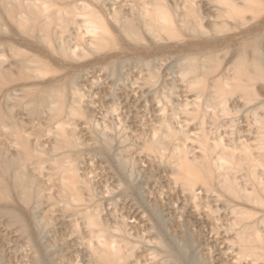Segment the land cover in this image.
I'll use <instances>...</instances> for the list:
<instances>
[{"label": "bare ground", "instance_id": "1", "mask_svg": "<svg viewBox=\"0 0 264 264\" xmlns=\"http://www.w3.org/2000/svg\"><path fill=\"white\" fill-rule=\"evenodd\" d=\"M247 2L0 0V218L16 221L10 232L17 242L10 250L15 264H204L209 260L202 249L193 251L197 234L192 235L193 229L190 234L177 224L181 236L180 232L176 233L180 238L174 236L158 203L144 197L125 126L109 123L108 117L100 121L93 114L90 73L104 70L112 83L123 80L124 85L122 72L128 67L135 74L123 87L133 93V84L139 83V88L146 87L141 94L155 99L159 91L165 99L157 106L156 122L148 119V132L136 135L137 148L150 163L156 161L169 171L185 202L197 205L202 198L212 224L219 211L211 203L226 211L225 231L231 233L228 241L235 263L264 264V126L260 123L264 100L246 109L252 117L246 122L248 133L239 128L236 118L219 117L228 114L225 86L234 81L248 85L264 71L257 29L243 31L237 38L211 34L231 27L230 20L242 19ZM171 28L186 36L170 42L165 35ZM107 42L114 44L110 51L102 49ZM224 49L232 52L224 63L209 64ZM85 54L91 56L83 59ZM170 59L173 62L167 64ZM162 74H170L163 85ZM176 81L183 92L193 91L194 98L174 97ZM158 82L162 86L155 88ZM114 88L110 93L116 97ZM113 105L108 110L115 112ZM185 113L195 114L199 131L188 133V124L179 118ZM208 118L214 132L213 127L210 131L203 127ZM251 138L259 142L252 144L258 151L252 150ZM187 139L197 144L189 147ZM89 155L109 164L117 185L95 183L86 170ZM121 200L147 209L152 226L142 231H147L146 236L152 232L153 240L118 213ZM212 229L214 233L217 226ZM4 256L0 254V264Z\"/></svg>", "mask_w": 264, "mask_h": 264}, {"label": "rangeland", "instance_id": "2", "mask_svg": "<svg viewBox=\"0 0 264 264\" xmlns=\"http://www.w3.org/2000/svg\"><path fill=\"white\" fill-rule=\"evenodd\" d=\"M121 1V0H120ZM123 1V0H122ZM248 2L246 3L247 6L244 8V12H243V15H242V19L240 20H230V23H231V27H225V28H218L214 31H211V34L213 35H218V36H233L235 38H237L238 36H241L242 35V32L243 31H246L248 29H252L253 31H255V35H256V38H257V44H258V49L259 51L261 50V54H262V60L264 62V0H247ZM261 24V25H260ZM263 24V25H262ZM262 26V27H261ZM261 27V28H260ZM173 29L172 31L168 30L170 33L166 34L165 37H169V41L170 42H175L178 40H180V38H183L186 36V34L184 33V31H180V30H177L176 28H171ZM259 30V31H258ZM262 30V31H261ZM183 32V34H182ZM241 35H240V34ZM257 33L259 35H257ZM210 34V35H211ZM239 34V35H238ZM183 36V37H182ZM103 50H106L109 51L112 50L111 48L114 47V44L112 42H107L106 43H103ZM110 47V48H109ZM245 48V52L246 53H249L251 54V48L249 47H244ZM223 50V49H222ZM222 50H218L217 51V55H218V59L219 60V55H222L220 56L222 62H218L217 60H213L212 63L210 62V60L208 61L209 64L213 65V67L215 66H218L219 64L221 63H224V60L225 58L227 59L228 56L230 54H232L231 50H228L225 51L227 52H224ZM219 51H222V52H219ZM225 55H224V53ZM230 52V53H229ZM251 52V53H250ZM229 54V55H228ZM86 56L83 58V59H87L89 58V54H85ZM88 56V57H87ZM223 57V58H222ZM170 62H173L172 59H170V61L167 60V64L170 63ZM164 66V65H163ZM241 67V65H239ZM131 69V70H130ZM124 68L123 72H122V78L124 79V81H127L124 83V85H126V83H129L130 79L133 78V74H135V70L132 68ZM237 69V68H236ZM235 69V70H236ZM127 70V71H126ZM130 70V71H129ZM104 71V70H103ZM102 70H97V71H93L92 73H90L89 75V79L90 81H94V84L91 88L92 92H94V94H92V100H93V106H94V111H93V114L95 116V118L97 117V119H99L101 121V118L100 117H103V119L106 118V120L109 122V123H113L112 120L114 122H117L116 124L113 123V125L117 126V127H120V126H125L124 130L127 134V137H128V140L132 145L134 152L132 151V155L134 156V158H136V162L138 163L137 164V167L140 168V173L142 174L143 172V175H139L138 177H136V182H138V184H140L141 186H144L142 188V191H143V195L146 199H150V200H154L158 203V206L159 208L161 209V211H164L162 214L163 216L166 218H168L169 222H168V226H170V232L172 231V233L174 234V236H177L179 237V234L178 232L181 231L182 228H185L186 230H188V232L190 233V231H192V235L194 233H197L196 235H193L194 236V242H193V251H196L198 252L200 249V253L202 251V254L204 253L205 257L209 260H207L204 264H237L235 263L236 259L233 257L234 255V251H233V248L231 247V245L229 244V241L228 239L230 238L231 236V233L230 232H226L225 231V225L227 224L228 220H227V214H226V211L225 210H222L223 208H221V210L219 209L221 206L217 203H211L210 204V207L212 205L211 208H216L218 207L217 211V216H218V220L215 222L214 221V224L213 223V220L210 219V216L207 210V207L204 206V201H202V198L200 197V202L198 201V204L195 205L191 202H185L184 201V198H183V195L182 193L180 192V188L178 184H176L174 186L173 183H171L170 181V173L168 170L162 168L160 166L162 165H159L156 163V161H152L151 160V163H153L151 165L150 163V159H147L148 157H146L145 159V156L143 155L144 152L140 150V148H137L139 146L138 143H140L139 139H138V136H136L137 134H140L143 133V130L144 133H147L148 132V127L149 126V123L150 122H156L155 118H157V114L160 112L157 108V106H161L162 105V102L164 103V98L162 96L163 93H160L159 91L157 92L156 96L157 98L154 99V96H151V94H141V90L145 88V92H146V87H142L139 88L140 85H137L139 83H136L135 86L133 84V87L131 89H134L136 90V92L132 93L130 92L131 90H129L130 88H128L127 86L123 87L124 85H122L123 83V80H120V81H115V83H112L111 82V78L107 75V73L105 74ZM165 71V70H163ZM124 72L126 73V75L124 74ZM128 72V73H127ZM236 71L233 70V77L237 76L235 73ZM95 74V76H94ZM101 74V75H99ZM124 74V75H123ZM94 77H93V76ZM128 75V76H127ZM131 75V76H130ZM165 74H162L161 76L163 77ZM170 74H168L167 76L165 75L163 78L161 77L159 81L162 85L163 83H165L166 81H168L169 79V76ZM97 76V78H96ZM124 76L126 78H124ZM129 77V81L127 80V78ZM94 78V79H92ZM238 78V77H237ZM126 79V80H125ZM110 80V82L108 83V81ZM166 80V81H165ZM235 80V79H234ZM164 81V82H162ZM86 82L88 81H82V83L86 84ZM122 82V83H120ZM157 83L155 85V88L156 87H161L162 85L160 83ZM180 81H176V88H175V93H174V97L177 98L176 94H179L178 97L180 98H177L178 100H181L182 98L184 99H187V100H190V99H193L194 98V92L193 91H185L183 92L182 89L183 87L181 86V82L179 83ZM252 82V83H251ZM251 82H249L248 85H246V82L244 84L241 83V85H234L235 81L233 84L231 85H227L225 86L227 91L224 93L225 95H227L228 97V100H227V106H228V114H225V115H220L219 117L221 119H231V118H236V121H238V125H239V128L240 129H245L246 133H248V130H249V126L246 122H248L250 120V118L252 117H249V111H247L246 109L252 107V105H256V103L261 100L263 101L264 100V71L262 72L261 75H258L256 76ZM119 83V84H118ZM84 84V85H85ZM88 84V83H87ZM90 85V84H88ZM101 84V85H100ZM104 84V85H103ZM108 84H110L109 86L112 88V89H108ZM115 84V85H114ZM159 84L161 86H159ZM180 84V85H179ZM179 85V86H178ZM118 86V87H117ZM132 86V85H131ZM142 86V85H141ZM179 88H178V87ZM219 86V85H217ZM113 87L114 88V92L117 96H112L113 94H111V90L113 91ZM120 87V88H119ZM128 89H127V88ZM122 88V90H121ZM137 88V89H136ZM124 89V90H123ZM109 91V94L107 93V91ZM129 90V91H128ZM104 91V92H103ZM111 92V93H110ZM140 92V93H139ZM96 93V94H95ZM130 93V94H129ZM107 94V95H105ZM114 94V95H115ZM124 94V95H123ZM142 95V98L141 96L139 97V95ZM94 95V97H93ZM104 95V96H103ZM121 95V97H120ZM262 95V96H261ZM123 96V97H122ZM150 96V97H149ZM205 95L202 96V98H204ZM113 97V98H112ZM118 97V98H117ZM146 97V98H145ZM163 98V99H162ZM126 99V100H125ZM159 99V102L157 103ZM263 99V100H262ZM156 100V101H155ZM124 101V102H122ZM145 101V102H144ZM152 101V102H151ZM260 101V102H261ZM114 102V103H112ZM119 105H118V104ZM157 103V104H156ZM257 103V104H258ZM114 104V105H113ZM110 105H113L115 106V112L114 110L113 111H109L108 108ZM129 105V106H128ZM135 105V106H134ZM118 106V107H117ZM96 107V108H95ZM156 107V108H155ZM110 109V108H109ZM157 109V111H156ZM96 110V111H95ZM105 110V111H104ZM111 110V109H110ZM146 110V112H145ZM264 111V109H261ZM109 111V112H108ZM149 111V112H148ZM97 112V113H96ZM113 112V114H112ZM157 112V114H156ZM230 112V113H229ZM105 113V114H104ZM109 113V114H108ZM148 113V114H147ZM98 116H97V115ZM111 114V115H110ZM117 114V115H116ZM103 115V116H101ZM106 115V117L104 116ZM116 115V117H115ZM113 116V117H112ZM152 116V117H151ZM155 116V118H154ZM108 117V118H107ZM112 117V118H111ZM116 119H115V118ZM122 117V118H121ZM149 117V118H148ZM141 118V119H140ZM153 118H154V121H153ZM179 118L180 120H184L187 125V129H189V132L188 133H193V132H197L198 130V124H197V119L195 118V114L191 115V114H188V113H185V114H182V115H179ZM115 119V120H114ZM148 119L150 122H148ZM244 120L243 123H239L240 120ZM117 120V121H116ZM106 121V122H107ZM262 122L261 125L264 126V118L261 119ZM126 122V123H125ZM143 122V123H142ZM147 122V123H145ZM206 122V123H205ZM213 121L208 118L206 119V121H204L203 123V127L204 129L208 128L209 131L212 130V127H213V132L215 130L214 128V124H212ZM124 124V125H123ZM243 124V125H241ZM141 125V126H140ZM147 125V126H146ZM128 126V128H127ZM131 126V127H130ZM144 126V127H143ZM143 127V128H141ZM196 127V128H195ZM135 128V129H133ZM140 128V129H139ZM211 128V129H210ZM127 129V130H126ZM225 129L224 126H222V130ZM147 130V131H146ZM192 130V131H191ZM221 129H219L218 133H220ZM134 131V132H133ZM199 131V130H198ZM207 131V130H206ZM208 131V132H209ZM211 131V132H212ZM224 131V130H223ZM128 132V133H127ZM139 132V133H138ZM210 132V133H211ZM226 133V132H224ZM223 132H221L220 134H224ZM132 134V135H131ZM137 137H135L134 136ZM129 135V136H128ZM192 135V134H191ZM250 135H252V133H250ZM132 138H131V137ZM133 136L135 138H133ZM213 136V134H212ZM227 137V135H223V137ZM225 137V138H226ZM134 139V141H133ZM252 140V141H251ZM251 140H249V142L251 143V148H253L252 150H257V147H252V144L254 146H256L259 142H257V140L255 141L253 138H251ZM193 141V142H192ZM210 141H212V139H210ZM192 142V143H191ZM195 140H192L189 141V139L186 140V143L189 145V147H192L194 146L195 144H197ZM138 144L137 146L135 144ZM191 143V144H190ZM256 144V145H255ZM136 146V147H135ZM139 150H137V149ZM196 148V147H195ZM194 148V150H195ZM136 150V152H135ZM262 150V149H261ZM138 151V152H137ZM141 151V152H140ZM258 151V150H257ZM140 152V153H139ZM134 153V154H133ZM143 153V154H142ZM90 159H88L87 157V166L86 167H89V168H86L89 169L88 171L91 172L90 174L93 176V179L95 181V183H100V186L101 185H108V186H112L114 187L116 184V180H117V176L114 175V173L112 172V169L109 167V164L99 158L98 156L96 155H89ZM92 156V158H91ZM138 156V158H137ZM99 158V159H98ZM141 160V161H140ZM146 160H148L149 162H146ZM90 161V162H89ZM145 161V162H144ZM104 162V163H103ZM106 162V163H105ZM143 162V163H141ZM91 166H90V164ZM102 165H101V164ZM141 163V165H140ZM150 163V167L148 166ZM154 164H156L157 166H155ZM86 165V164H85ZM108 165V166H107ZM154 166V169L152 170ZM91 167V168H90ZM109 167V168H108ZM152 167V168H151ZM96 168V169H94ZM142 168V169H141ZM158 170H157V169ZM151 169V170H150ZM161 169V170H160ZM108 170V171H107ZM144 170V171H143ZM157 170V171H156ZM166 170V171H165ZM111 171V172H110ZM152 172L151 173V176H148V172ZM162 171V172H161ZM166 173H165V172ZM96 172V173H95ZM168 172V173H167ZM112 173V174H111ZM158 173V174H157ZM145 174V175H144ZM147 174V176H146ZM166 174V175H165ZM111 175V176H110ZM95 176V177H94ZM97 176V177H96ZM116 178H115V177ZM164 176V177H163ZM168 176V177H167ZM141 177V178H139ZM145 177V178H144ZM139 178V180H138ZM144 180H143V179ZM167 178V179H166ZM170 178V179H169ZM142 179V180H141ZM100 180V182H99ZM107 180V181H106ZM110 180V181H109ZM138 180V181H137ZM146 180V181H145ZM169 180V181H168ZM98 181V182H97ZM105 181V183L103 182ZM115 181V182H114ZM148 181V182H147ZM118 183V182H117ZM149 183V184H148ZM114 184V185H113ZM145 184V185H144ZM166 185V186H165ZM173 185V186H172ZM140 186V187H141ZM163 187V188H162ZM169 187V188H168ZM163 189V190H162ZM167 189V190H166ZM146 190V191H145ZM166 190V191H165ZM171 190V191H170ZM200 190V194L201 195V192H203L201 190V188L199 189ZM162 191V192H161ZM164 191V192H163ZM173 191V192H172ZM149 192V193H148ZM169 192V193H167ZM155 193V194H154ZM181 194V195H180ZM152 195V196H151ZM150 196V197H149ZM155 196V197H154ZM161 196H162V200H161ZM183 198V199H182ZM156 199V200H155ZM121 201H125V202H121ZM120 203L118 204V213L124 215L127 217V221H128V224L131 223V225L134 227H136L135 229L140 231L141 234H144L146 236V230H150L149 228L152 226V222L148 219L146 216H148V211L147 209H143V208H138V206L136 205H133V203L130 201V200H121ZM159 201V202H158ZM166 202V203H165ZM182 205V206H181ZM175 208V209H174ZM175 212H174V211ZM144 212V213H143ZM178 213V214H177ZM167 214V215H166ZM177 214V215H176ZM140 215V216H139ZM172 216V217H170ZM179 216V217H178ZM206 216V217H205ZM177 217V218H176ZM221 217V219H220ZM5 218V217H4ZM1 219V221L5 220L4 222L0 221V224L2 226H0V254H2V256H4L3 260L6 259L5 261H3V264H15V261H16V258L12 257V255H14V253H11L12 251V248L13 249L16 247V244L17 242L13 240V237H12V233H10L12 231V228L13 226L16 224V221L15 220H11L9 218H5V219ZM132 218V219H131ZM201 218V219H200ZM209 218V219H207ZM7 219V220H6ZM131 219V220H129ZM174 219V220H173ZM11 220V221H10ZM147 220V221H146ZM13 221H15L14 225L12 224ZM135 221V222H134ZM179 221V222H178ZM9 222V224L7 223ZM172 222V223H171ZM188 222V223H187ZM3 223H6L8 225L4 226ZM11 223V224H10ZM142 223V224H141ZM150 223V224H148ZM184 224V225H181ZM134 224V225H133ZM141 224V225H140ZM182 228H180L178 225ZM10 225V227H9ZM130 225V224H129ZM130 225V226H131ZM136 225V226H135ZM151 225V226H150ZM179 227H177V226ZM8 226V227H7ZM131 226V227H132ZM176 226V227H175ZM215 226H217V231L214 230L212 233V227L214 228ZM146 227L148 229H146ZM2 228V229H1ZM5 228V229H4ZM9 228V229H8ZM138 228V229H137ZM172 228V229H171ZM141 229V230H140ZM142 229H146L145 232L142 231ZM175 229V231L177 230V232H174L173 230ZM190 229H193V230H190ZM190 230V231H189ZM142 231V232H141ZM154 231V230H153ZM9 232V233H8ZM203 232V233H202ZM216 232V233H215ZM5 236H4V234ZM146 233V234H145ZM177 233V234H176ZM190 233V234H191ZM153 233L151 232L150 234H148V236H146V238L148 239H151L152 237H154V235H152ZM216 234V236H215ZM229 234V235H228ZM228 235V236H227ZM7 238L4 240H2L1 238L3 237ZM180 236H181V232H180ZM197 238H196V237ZM213 236V237H212ZM176 237V238H177ZM229 237V238H228ZM12 238V239H11ZM180 238V237H179ZM177 238V239H179ZM196 238V239H195ZM201 238V239H200ZM217 238V239H216ZM11 239V241H10ZM3 242H2V241ZM153 240V238H152ZM221 240V241H220ZM5 241V243H4ZM6 241H8L6 243ZM15 243H13V242ZM201 241V242H200ZM228 241V242H227ZM227 242V243H226ZM202 243V244H201ZM200 246H199V245ZM1 245H4L3 247ZM198 245V246H197ZM202 246V247H201ZM227 247V248H226ZM232 248V252H231V248ZM9 248V249H8ZM198 248V249H197ZM215 248V249H214ZM226 248V249H225ZM197 249V250H195ZM11 250V251H10ZM8 251V252H7ZM210 251V252H209ZM222 251V252H221ZM13 252V251H12ZM10 253V254H9ZM209 253V254H208ZM232 253V254H231ZM233 255V256H231ZM8 256V257H7ZM231 258H230V257ZM7 257V258H6ZM215 257V258H214ZM219 257V258H218ZM227 257V258H226ZM13 258V259H12ZM232 259V260H231ZM222 260V262H221ZM235 260V261H234ZM14 261V262H13ZM8 262V263H7ZM17 262V261H16Z\"/></svg>", "mask_w": 264, "mask_h": 264}]
</instances>
